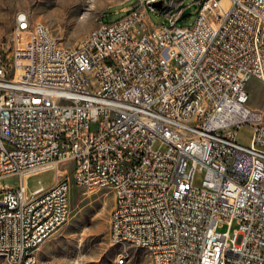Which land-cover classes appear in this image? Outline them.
I'll return each instance as SVG.
<instances>
[{"label":"built area","instance_id":"1","mask_svg":"<svg viewBox=\"0 0 264 264\" xmlns=\"http://www.w3.org/2000/svg\"><path fill=\"white\" fill-rule=\"evenodd\" d=\"M154 1L101 17L72 46L19 11L0 42V253L12 264H33L68 219L69 162L79 185L112 189L110 239L158 264H264V121L246 106L249 80L264 84V0H196L192 25L167 15L150 28ZM46 170L52 183L28 192Z\"/></svg>","mask_w":264,"mask_h":264},{"label":"rangeland","instance_id":"2","mask_svg":"<svg viewBox=\"0 0 264 264\" xmlns=\"http://www.w3.org/2000/svg\"><path fill=\"white\" fill-rule=\"evenodd\" d=\"M161 7L147 6L150 28L168 24V17L177 16V25L190 26L197 17L196 0H164ZM139 0H0V42L10 35L15 15L25 11L34 22L44 23L62 44L72 46L82 42L90 29L103 22H113L137 6ZM181 10V11H180ZM246 106L264 121V84L250 79L247 85ZM251 126L243 125L238 141L248 144ZM73 163L60 166L70 181V214L66 222L37 249V256L47 264H151V256L144 247L115 243L109 236V219L113 207V191L109 187L88 189L73 178ZM66 168V170H65ZM54 170L31 175L27 179L28 192L48 186ZM4 182L17 184L18 178ZM235 227V224L232 228ZM227 226L220 228L226 230ZM122 258V262L120 259ZM0 264H9L0 257Z\"/></svg>","mask_w":264,"mask_h":264},{"label":"bare ground","instance_id":"3","mask_svg":"<svg viewBox=\"0 0 264 264\" xmlns=\"http://www.w3.org/2000/svg\"><path fill=\"white\" fill-rule=\"evenodd\" d=\"M65 2L69 0H64ZM75 1V0H71ZM78 1V0H77ZM151 0H142V3H149ZM163 4V2H162ZM150 8L155 9V5L153 3H150ZM38 24H41V26H46L42 22H38ZM98 28V25L90 29V31H93ZM190 100H197V93H190ZM106 106H114V99H106ZM248 108V107H247ZM249 111L251 112L252 116H256L254 112L248 108ZM203 112V102H196L194 108H192V115H200ZM114 204V203H113ZM59 228H51V235L57 231ZM115 243H120V244H131V240H122V239H111ZM38 247L34 248L33 252V264H42L44 261H42L38 256H37V251ZM151 256V264H158V260H156V256L153 251H151L150 248H146ZM0 257L4 258L9 264H12V257H8V254L6 253H0ZM123 260L120 259V262Z\"/></svg>","mask_w":264,"mask_h":264},{"label":"water","instance_id":"4","mask_svg":"<svg viewBox=\"0 0 264 264\" xmlns=\"http://www.w3.org/2000/svg\"><path fill=\"white\" fill-rule=\"evenodd\" d=\"M153 4L157 7H161L162 6V0H156L153 2Z\"/></svg>","mask_w":264,"mask_h":264},{"label":"crops","instance_id":"5","mask_svg":"<svg viewBox=\"0 0 264 264\" xmlns=\"http://www.w3.org/2000/svg\"><path fill=\"white\" fill-rule=\"evenodd\" d=\"M165 3V1L163 0V4ZM163 4H162V6H163Z\"/></svg>","mask_w":264,"mask_h":264}]
</instances>
